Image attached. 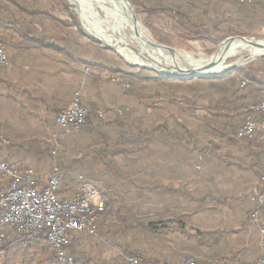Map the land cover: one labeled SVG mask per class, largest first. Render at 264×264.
<instances>
[{
  "label": "crops",
  "instance_id": "1",
  "mask_svg": "<svg viewBox=\"0 0 264 264\" xmlns=\"http://www.w3.org/2000/svg\"><path fill=\"white\" fill-rule=\"evenodd\" d=\"M252 1L213 0L225 12L224 25L264 34V0ZM42 37L37 32L21 34L12 26L0 28L7 55V64L0 69V158L18 162L23 170H31L37 189L45 186L51 167L45 160L42 140L53 146L55 139L64 141L57 139L56 133L63 132V137L68 132H81L72 128L59 131L55 124L57 112L70 104L78 85L74 76L76 53L70 50L69 44L61 46L53 43V39L45 38L43 44H37ZM82 80L85 81L84 76ZM92 100L86 106L91 107ZM249 106L252 108L251 102ZM253 116L257 123L261 120L256 113ZM103 122L101 132H112L111 120ZM240 125L233 132H195V139L190 140L178 132L179 136L183 134V140L165 137L163 142L149 148L163 152V160L155 157L149 164L135 167H148L150 176L159 172L163 187L149 189L142 201L162 205L143 212L137 208V211L151 214L176 210L171 220L183 222L184 231L168 236L157 245L138 231L128 229V232H138L144 241L123 249L165 264H183L189 256H196L205 264L257 263L264 251V204L258 205L255 200L260 192L261 151L256 142L235 138ZM259 136L257 132L256 138ZM208 143L213 147L209 149ZM187 150L195 153L203 150L205 155L195 161L176 159L177 154ZM186 232H200L202 237L194 238ZM80 237L73 235V238ZM86 248L84 244H75L73 249L78 257L89 251ZM96 255L90 258L89 264H117L112 262L114 250L108 246Z\"/></svg>",
  "mask_w": 264,
  "mask_h": 264
},
{
  "label": "trees",
  "instance_id": "2",
  "mask_svg": "<svg viewBox=\"0 0 264 264\" xmlns=\"http://www.w3.org/2000/svg\"><path fill=\"white\" fill-rule=\"evenodd\" d=\"M42 1L33 0L27 4L26 0H0V28L12 26L19 29L21 34H33L37 32L33 26L43 30H48V25L52 24L59 25L62 29L78 26L75 17L70 16L73 22L68 23L52 16L50 9L58 5L68 12L69 8L64 0H44V4ZM129 1L134 7L142 5L152 15L172 19L179 28L189 34L190 40L197 39L203 32L209 31L214 32L219 40L231 36H245V32L238 26L223 24L226 18L225 12L218 4H214L213 0ZM19 17L28 19V25L24 26ZM76 36L84 35L79 31L76 32ZM37 41V44H43L45 38L42 37ZM57 41L64 45L68 44V41L71 42L67 38H58ZM74 44L76 51H84L83 56L90 57L84 59L83 63L90 66L93 83L101 80L100 72L106 71L117 78L121 87L128 86L123 89L125 95L136 99L139 105L152 112L162 113V117L158 124L152 126H144L142 117L139 118L140 120H135L132 125L120 119L113 124L112 132H101L105 124L103 121H98L94 129L86 130V133L93 137L91 142H84L74 149H68L67 143L60 142L63 151L57 154L55 162L66 185L64 190L66 193L65 196L59 195V197L61 200L69 198L78 185L76 182L78 176L84 177L98 187L95 181L89 180L98 170V174H103L99 180L101 187L98 188L101 189L105 202V211L98 223L101 226L106 224L110 228L121 225L125 230H136L147 240L155 241L158 245L168 236L184 231L183 222L171 220L172 215L177 213L176 210L174 213L173 210L167 209L163 213L139 214L135 206L128 205L129 201L141 203L142 199L147 198L149 189L163 187L158 179L159 172L150 176L148 167L141 169L135 166L145 154L152 158L160 154L156 150L149 151V148L159 141L163 142L165 137L180 141L183 140V134L190 140L195 139V132L235 131V126L244 121L245 110L251 107L249 103H252V108L260 104L264 93V70L237 67L202 79L196 76L189 79L163 77L155 71L146 70L133 73L130 70L123 71L120 64H115L108 58L107 49L99 44L80 45L76 41ZM244 79L247 80V85L241 88L240 83ZM198 101H201V104H198ZM81 105L87 107L86 102L82 100ZM95 109L96 105L93 104L90 108L91 113ZM199 111L203 114H199ZM256 115L260 119L263 118L262 114L256 113ZM178 132L183 134L179 136ZM40 145L45 160L53 165L52 144L42 140ZM66 153L68 158H65ZM202 155H205L203 150L196 153L187 150L177 154L176 159L182 157L191 160ZM258 171L260 178L261 165ZM133 191L137 193L133 195ZM104 233L106 234L100 231L102 236ZM186 233L194 238L202 237L200 232ZM6 234L7 240L3 245L4 255L1 264H55L54 252L43 235L28 240L26 245L22 246L17 234L10 230H7ZM80 236L73 238L74 242L68 248V253L74 258V264H89L90 254L82 253L77 257L73 248L76 242L83 239L91 240L93 237ZM76 244L81 245L79 242ZM122 250L126 255H133L145 264H165L148 260L133 251ZM189 258H192L196 264H205L196 256Z\"/></svg>",
  "mask_w": 264,
  "mask_h": 264
},
{
  "label": "built area",
  "instance_id": "3",
  "mask_svg": "<svg viewBox=\"0 0 264 264\" xmlns=\"http://www.w3.org/2000/svg\"><path fill=\"white\" fill-rule=\"evenodd\" d=\"M205 1V0H202ZM7 64L6 48L0 39V69ZM84 74H89L87 66ZM247 80L240 83L244 88ZM253 113L262 114L257 123ZM101 118L97 111L95 119ZM96 121L89 120L88 109L81 105L80 97L76 95L70 104L58 112L55 124L59 131L69 128L82 130L86 127L94 129ZM260 132L259 139L256 133ZM63 133V132H61ZM238 140L256 142L261 151L262 174L259 178L260 192L255 197L258 205L264 204V93L257 107L245 110V119L235 134ZM207 147H213L208 143ZM59 144L55 139L51 155L53 165L43 188L37 189L31 170H23L18 162H9L0 158V254L7 240V230L20 237V244L43 235L55 255V264H74V258L69 255L73 235L96 237L98 221L105 211L102 191L82 176L76 179L77 187L69 198L65 196V183L59 167L56 165ZM61 193V194H60ZM125 264H145L133 255H122ZM183 264H196L192 258H185ZM258 264H264V251Z\"/></svg>",
  "mask_w": 264,
  "mask_h": 264
},
{
  "label": "rangeland",
  "instance_id": "4",
  "mask_svg": "<svg viewBox=\"0 0 264 264\" xmlns=\"http://www.w3.org/2000/svg\"><path fill=\"white\" fill-rule=\"evenodd\" d=\"M64 1L69 8L68 12L58 5L50 9L52 16L58 18L61 21H66L68 23H72L73 21L71 17H75L78 26H70L68 29L67 28L62 29L59 25L52 24V25H48V30H43L42 28L37 26H33V29L37 30V33L40 36H43L44 38H48L49 40L53 39L54 41L53 43L55 44L59 43V45L61 46L64 45V43L57 41L58 38H65V39L67 38L68 40L69 39L71 40V42L68 41V44L70 46V50L75 51L76 53L75 56H77L76 64H75L76 66L75 70H77V73H75L74 76H75V83L76 84L78 83L77 88L73 92V96L75 97L76 95H78L80 99L82 101L85 100V102L87 101L91 102L90 101L91 98L93 99L92 102L94 105H96V109L93 110L94 112L91 113L90 110L91 107L89 106L86 107L89 112V120L96 121L95 115L96 112L99 111L101 112V118L97 117L96 125L98 124V121H105L106 119L111 120V122L115 124V122L117 120H120L121 118H122L121 121L128 123L129 125H132V123L135 122V120H138L141 117L143 118L144 126L146 125L152 126L158 124L159 120L162 117L161 116L162 113L152 112V110L139 105L136 99H133L128 95H125V91L123 89L128 86L125 85L124 88L121 87L122 85L121 86L119 85L120 82L117 80V78L113 77V75H111L110 73L106 71L100 72L101 80H98L97 83H93L92 76L90 73L91 68L88 64L83 63L84 59L86 58L88 59L90 57L85 58L82 54V52L84 51H76L74 43L76 41L80 45H85L88 43L99 44V46L103 47L104 49H107L106 54L108 58H110L113 62H115V64H120L123 71L130 70V72L136 73L140 70H146L147 72L153 70L146 67H135L132 64H129L123 59L122 56H120L116 52L114 48L106 45L101 40L93 37L91 34L86 32L81 24V19L76 10L75 2L73 0H64ZM26 2L27 4H30L31 2H33V0H26ZM42 2L44 4L45 1L43 0ZM93 9L94 12L98 13V9H96L95 7ZM134 12L136 17L140 20V22L149 32V34L151 35L152 39L156 42V44H161L178 51H184L190 53L195 58L209 57L213 55L217 51L219 45L227 39L226 38L224 40H219L214 32L209 31V32H203L201 34V37L197 39L190 40L189 34L183 29L179 28L172 19L163 17L161 15H152L148 13L142 5L138 7H134ZM19 18L23 22L24 26L28 25L29 23L28 19H25L23 17H19ZM244 30L246 32L245 36H238V37H244L246 39H253V40H264V34L256 35V34H252L249 30L246 31L247 28L246 29L244 28ZM79 31H81L84 36L82 37L76 36V32ZM231 37H237V36H231ZM229 63L233 67L227 71H231L233 68H237V67L238 68L252 67L253 69L258 71L264 70V56L250 57L246 52H239L235 58L229 61ZM85 66H87L89 69L88 75L84 74ZM83 76L85 78V81L82 80ZM212 76L213 75H196V77L201 79L209 78ZM189 78L191 77L186 76L182 79H189ZM71 84L72 82L70 81V86ZM85 87L87 88L85 89ZM85 93L86 95L82 98L81 95ZM197 103L201 104V101H198ZM124 113L128 115L126 116ZM199 114L202 115L203 113L199 111ZM89 129L90 128L86 127L82 129L81 132H68L67 135L63 136L64 138L61 137L62 133L58 132L59 134L57 135L56 133V137L57 139L64 140L63 142L67 143L68 149H74L80 146L81 144H83L84 142H89V141L91 142L93 140V137L90 136L88 133H86V130ZM58 143L60 144V141ZM61 151H63V148L59 149L57 154H59ZM155 157L156 159L162 161L163 152L154 156L153 158L151 156L149 157L148 154H145V157H143L142 160L139 161L137 165H141V166L147 165L150 162H152ZM65 158H68V153L65 154ZM197 159L198 158L195 159L192 158L190 161H195ZM102 175L103 174H98V170H96L93 173L92 177L89 178V180H91L92 182L95 181L94 183L98 187H101V185L99 184V180ZM128 205L135 206L136 208H139L141 212H143L145 210L157 208L162 204L159 202H155L148 205L146 201H141V203L129 201ZM100 231L106 232V234L104 233V235L102 236L100 234ZM143 241H144V237H142L138 232L135 231L128 232V230L126 231L121 225H118L114 228H110L107 227L106 224L104 226H101V224L98 223V235L96 237H93L91 240L83 239L78 242L81 243V245L83 244L86 245L87 248L85 250H89L88 252L86 251V254L87 255L90 254L89 257L91 258H93L92 256L96 258L97 256L96 253L102 247L108 246L110 247V249L112 248L114 250L115 258L112 259V262H115L117 264H125L122 255H126V254L121 249L130 246L134 242L142 243ZM73 242L74 241L72 240L71 244ZM3 255H4V251L2 249L0 254V264Z\"/></svg>",
  "mask_w": 264,
  "mask_h": 264
},
{
  "label": "bare ground",
  "instance_id": "5",
  "mask_svg": "<svg viewBox=\"0 0 264 264\" xmlns=\"http://www.w3.org/2000/svg\"><path fill=\"white\" fill-rule=\"evenodd\" d=\"M86 32L114 48L123 59L135 67H146L166 76H183L193 71L197 75H214L229 68V61L239 52L250 57L264 55V40L251 43L233 39L219 45L209 57L195 58L175 50L159 48L149 32L125 0H73ZM98 9V13L93 8ZM232 64V63H231Z\"/></svg>",
  "mask_w": 264,
  "mask_h": 264
},
{
  "label": "water",
  "instance_id": "6",
  "mask_svg": "<svg viewBox=\"0 0 264 264\" xmlns=\"http://www.w3.org/2000/svg\"><path fill=\"white\" fill-rule=\"evenodd\" d=\"M128 4H129V7L131 8V10H132V12H133V17H134V22L136 23L137 22V20H136V18H135V12H134V7H133V5H132V3L129 1V0H125ZM233 39H241V40H243V41H247V42H249V43H251L252 41H257V42H259L260 40H253V39H246V38H244V37H230V38H227L224 42H226V41H231V40H233ZM223 43V42H222ZM155 45H157L159 48H162V49H164V50H166V51H168V52H170V53H173L174 51H175V49H173V48H170V47H167V46H164V45H161V44H155ZM262 56H264V55H262ZM233 66H229V68L227 69V70H229V69H231ZM227 70H224L223 72H221V73H224V72H226ZM153 71H156V70H153ZM156 72H158V71H156ZM159 73V72H158ZM221 73H216V74H214V75H218V74H221ZM161 76H163V77H171V78H184L183 76H166V75H163V74H161V73H159ZM185 75H187V76H189V77H192V76H196L197 75V73L196 72H193V71H190V72H187V73H185Z\"/></svg>",
  "mask_w": 264,
  "mask_h": 264
}]
</instances>
